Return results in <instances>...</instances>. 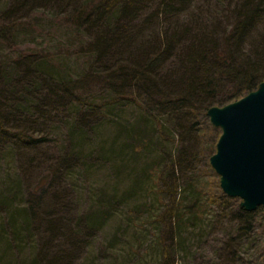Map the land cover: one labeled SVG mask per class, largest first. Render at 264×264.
Masks as SVG:
<instances>
[{
  "label": "trees",
  "instance_id": "16d2710c",
  "mask_svg": "<svg viewBox=\"0 0 264 264\" xmlns=\"http://www.w3.org/2000/svg\"><path fill=\"white\" fill-rule=\"evenodd\" d=\"M193 5L194 0H0V153L7 148L19 154L27 150L28 175L41 170L42 159L46 160L31 153L52 141L47 128L65 121L71 127L68 150L60 160L49 162L50 171L29 189L35 200L10 213L9 204L18 196L16 183L22 188L26 174L17 176L20 181L5 180L0 195V264H76L88 234L82 235V230L101 226L111 203L118 204L116 197L107 200L104 193L98 195L96 206L77 216L75 224V215L53 216L54 206H63L66 213L72 209L62 196L65 185L53 203L44 199L55 182L60 188L70 174L76 177L79 149L101 134L100 128L114 120L115 111L141 102L144 116L125 133L133 141L146 135L154 140L159 121L171 117L179 128V120L191 122L195 117L191 114H207L213 106L235 102L264 82V0H219L214 12L196 16L190 26L184 20L175 28L161 29ZM146 26L155 27L151 41ZM45 27L57 37L56 45L24 47L26 38ZM226 83L235 89L230 102L221 96ZM177 159L171 156L169 162L176 164ZM179 170L171 168L177 182ZM195 198L189 206L197 215L193 208L199 209L202 200ZM241 215L251 218L253 212L242 209ZM162 217L158 222L165 221ZM170 227L174 228L173 222ZM39 236L45 241L41 250L27 254V263H22L28 243ZM59 237L64 240L62 250L50 254ZM152 241L161 247L152 264H173L174 246L159 236ZM170 241L174 243L173 235Z\"/></svg>",
  "mask_w": 264,
  "mask_h": 264
},
{
  "label": "rangeland",
  "instance_id": "374dc122",
  "mask_svg": "<svg viewBox=\"0 0 264 264\" xmlns=\"http://www.w3.org/2000/svg\"><path fill=\"white\" fill-rule=\"evenodd\" d=\"M218 1L194 0L192 7L164 22L161 29L175 28L179 21L183 23L184 20L190 26L196 16L206 17L214 12ZM139 24H143V21ZM146 27L145 34L151 41L152 36L155 37V27ZM49 31V27H45L43 32L38 28L35 37L26 38L24 47L38 44L52 47L57 37L53 32L48 34ZM233 87V84L226 83L222 88L221 96L226 100L228 98V102L236 97L232 96L235 91ZM140 103H129L123 110L115 111L114 120L108 119L100 128L101 134L83 143L82 150L79 149L82 153L76 166V177L70 174L66 177V184L59 188L58 182H55L47 190L44 200L47 202L50 199L49 202L53 203V196L60 192L63 185L66 186V192L62 190L65 195L62 196L68 198L72 209L66 213L63 206H54L53 216L75 215L74 224L77 216L96 206L100 199L98 195L104 193L107 200L109 196L116 197L118 204L105 200L113 208L105 211V221L101 222V226L95 231L82 230V235L88 233L83 236L87 243L84 250H80L82 253H78L76 264H152L154 256L161 251V247L158 249L152 241L158 236L174 246L173 264H264V210L259 208L253 212V217H243L241 199L230 198L223 192L220 176L210 162L222 130L211 123L206 112L199 111L191 114L195 116L191 122L190 119L179 120V128H175L177 121L171 117L169 120L163 119L164 122L159 121L162 125L160 128L156 125L153 129L159 135L154 140L153 136L146 135L133 141L125 129L144 116L143 104L140 106ZM70 129L69 121L47 128V131H51L49 137L52 141L39 145L36 152L31 153L32 157L40 158L43 155L46 160L42 159L41 170L29 172L28 175V166L25 165L27 150H21L19 154L15 149L7 148L0 153V195L5 180H16L19 174H26L22 188L16 183L18 196L13 204H9L10 213L19 205L27 206L34 199L28 195L29 189L50 171L53 165L49 162L60 160L68 150ZM150 145L156 146L155 150ZM171 156H178L176 164L169 162ZM171 168L180 169L178 182ZM146 169H149L148 172ZM185 189L190 192L187 193ZM194 196L202 200L197 205L199 209L193 208L197 210V215L190 212L189 206L196 201ZM177 201L179 205L175 204ZM43 207L44 212L47 206ZM48 211L51 214L54 210ZM4 215H8L6 210ZM159 216H163L165 221L158 222ZM172 222L174 228L170 227ZM172 235L175 237L174 243L170 241ZM63 242L62 237L55 240L50 254L60 250ZM44 243L40 236L34 237L28 243L29 250L22 254V263H27L26 255L41 250ZM237 254L240 256L237 257Z\"/></svg>",
  "mask_w": 264,
  "mask_h": 264
},
{
  "label": "water",
  "instance_id": "95a60500",
  "mask_svg": "<svg viewBox=\"0 0 264 264\" xmlns=\"http://www.w3.org/2000/svg\"><path fill=\"white\" fill-rule=\"evenodd\" d=\"M222 130L210 162L230 198L247 212L264 210V82L241 99L208 110Z\"/></svg>",
  "mask_w": 264,
  "mask_h": 264
}]
</instances>
